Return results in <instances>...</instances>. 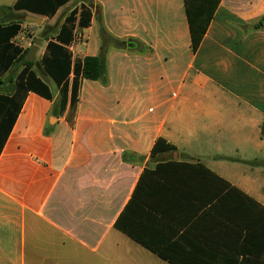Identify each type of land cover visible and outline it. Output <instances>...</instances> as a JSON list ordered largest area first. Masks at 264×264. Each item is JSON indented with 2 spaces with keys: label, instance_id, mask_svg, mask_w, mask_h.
<instances>
[{
  "label": "crops",
  "instance_id": "1",
  "mask_svg": "<svg viewBox=\"0 0 264 264\" xmlns=\"http://www.w3.org/2000/svg\"><path fill=\"white\" fill-rule=\"evenodd\" d=\"M17 1L0 0V27L19 24L27 54L25 18L41 21L31 70L52 100L28 93L14 121L26 54L0 76V264H264V186L222 163L264 169L247 158L264 151V0H221L195 52L183 0H93L72 58L97 57L101 29L120 46L106 85L82 81L72 123L41 59L88 1L51 19ZM158 138L174 149L151 156Z\"/></svg>",
  "mask_w": 264,
  "mask_h": 264
},
{
  "label": "trees",
  "instance_id": "2",
  "mask_svg": "<svg viewBox=\"0 0 264 264\" xmlns=\"http://www.w3.org/2000/svg\"><path fill=\"white\" fill-rule=\"evenodd\" d=\"M70 0H18L13 6L14 11L23 10L27 13L43 16L51 19L55 16L59 8ZM88 4H81L79 10L72 11L61 25L57 35L48 41L44 54L41 59V65L46 74L55 82L59 91V114L63 115L66 110V120L72 123L78 103L79 90L83 80L99 82L102 85L107 84V51L108 48L120 46L119 43L109 37L101 29V46L97 57H85L73 59L67 46L72 42L75 26L81 30L90 26L93 10V0H87ZM221 0H183L185 14L189 26L191 49L195 52L205 35V32L213 19V15ZM262 19L259 21L261 24ZM21 32L19 24H12L7 27H0V76L16 60H24L26 51L16 47L10 41ZM43 37V33L39 35ZM32 62H25V68L16 77L14 83V94L7 101L14 105L13 120L17 114L28 93H34L41 98L51 101L52 95L49 88L44 84L31 70ZM72 76L71 81H69ZM68 104V109H67ZM7 134H9V129ZM261 134L264 136V125L261 127ZM5 139L0 141V152ZM174 147L167 144L162 138H158L151 150V156L158 153L169 152ZM206 177H210L221 183L223 196H229L232 193L244 197L251 203V199L242 192L231 187L226 181L207 170L202 165H197ZM225 190L228 192L223 193ZM257 206V205H256ZM115 227H118L116 224Z\"/></svg>",
  "mask_w": 264,
  "mask_h": 264
},
{
  "label": "rangeland",
  "instance_id": "3",
  "mask_svg": "<svg viewBox=\"0 0 264 264\" xmlns=\"http://www.w3.org/2000/svg\"><path fill=\"white\" fill-rule=\"evenodd\" d=\"M16 20H19L20 22H22L23 20V15H17V17H15ZM259 22V20H258ZM27 23V22H25ZM29 24V23H28ZM26 28L23 31V36H25V38L27 37H33V38H37L38 36V32H36L37 26L36 24H32L30 26V28L28 29V26H25ZM33 41V40H32ZM243 157H239V156H232L231 159L232 160H237V159H241ZM249 161H264V151H262V153H257L255 155H252L250 157H247ZM223 163V167L226 170L225 172H223V174L227 175V176H231L234 177L235 179L237 178H242V177H247L248 179L252 180L255 183L256 189L257 187L262 188L261 186H264V169L262 168H252L251 166H247L244 164H231L233 162L230 163L229 162H222Z\"/></svg>",
  "mask_w": 264,
  "mask_h": 264
},
{
  "label": "water",
  "instance_id": "4",
  "mask_svg": "<svg viewBox=\"0 0 264 264\" xmlns=\"http://www.w3.org/2000/svg\"><path fill=\"white\" fill-rule=\"evenodd\" d=\"M25 21L27 23H32V24H36V25H39L41 23L40 20H38L34 17H30V16H26ZM40 43H41V39L36 38L34 40V42L31 44V46L29 47L27 54H26V59L29 62H33L35 60V54L38 50V46L40 45Z\"/></svg>",
  "mask_w": 264,
  "mask_h": 264
},
{
  "label": "built area",
  "instance_id": "5",
  "mask_svg": "<svg viewBox=\"0 0 264 264\" xmlns=\"http://www.w3.org/2000/svg\"><path fill=\"white\" fill-rule=\"evenodd\" d=\"M81 42V36L79 34V32H75V34L73 35V40L72 42L67 46V49L70 51V53L72 54L73 51V47L76 43H80Z\"/></svg>",
  "mask_w": 264,
  "mask_h": 264
}]
</instances>
